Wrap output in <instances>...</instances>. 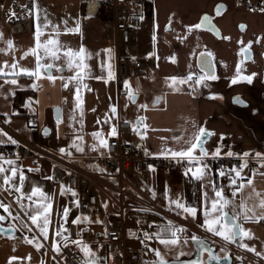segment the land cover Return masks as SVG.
I'll return each mask as SVG.
<instances>
[{
	"label": "crops",
	"instance_id": "obj_1",
	"mask_svg": "<svg viewBox=\"0 0 264 264\" xmlns=\"http://www.w3.org/2000/svg\"><path fill=\"white\" fill-rule=\"evenodd\" d=\"M131 1L132 8L143 16L142 28L136 38V50L140 55L153 56L156 65L149 75L127 80L130 90L135 93V100L139 101L131 111L126 110L128 95L120 102L117 94L114 21L109 20L108 33H104L106 29H103V33L100 29L92 33L95 28L92 29L89 21L99 19L95 10L92 8L90 10L93 2L90 0L85 1L87 3L85 10L83 9V13L80 14L79 33H81V45L86 50L83 63L87 65L83 69L81 80L86 82L88 87L95 84L96 90L92 94L87 88L88 92L81 103L82 109L78 107V114L65 110L68 101L65 97L67 90V87H64L65 76L66 79L74 76L70 75L72 71H69L65 64L42 59V63L54 65L50 74L56 77L55 81L47 79L48 72H42L39 80L26 74L15 77L0 76V128L13 139L15 135L31 139L56 159L65 160L67 164L62 166L59 161L46 158L40 166H32L25 158L4 157L15 160L14 166L24 171L26 176L24 193L30 194L32 187L36 186L51 198L52 211L48 238L53 236L54 243L59 244L65 233L56 236V231L62 230L61 226L66 229L69 223L79 216L78 209L73 205L75 197L71 192L63 194L61 192V186H65L67 181V173L73 168H93L99 162V158L105 155L106 148L94 149L93 146L98 145V140L92 134L102 131L103 136L109 140L111 127L117 126L119 118L130 119L135 124H138V118H144L143 122L148 127L144 129L141 126L139 131H146V139L142 140L140 135L138 139L145 143L148 152L154 156H165L160 153L166 148L180 150L185 146L184 141L190 139L199 127L214 133L204 138V146L209 153L214 152L217 146L221 147L220 156H227L225 153L228 151L237 154L231 157H243L244 152H249L250 156H255L256 152L264 153V10H262L264 6H256L255 0L249 2L247 0ZM246 2L249 6L245 4ZM218 5L224 6L219 15L216 12ZM205 15L211 18L219 35L204 26L189 31V27L199 23ZM7 42L0 40V67H3L5 62L8 65L16 63L17 73L20 67L28 69L35 67L36 57L29 51L34 48L32 45L12 40L13 47L9 49ZM242 48H248V53L242 52ZM108 49H111V52L106 51ZM208 53H211V56ZM109 64L114 73V78L111 80L108 79ZM238 64L240 76L255 73L251 83L239 79L236 84L231 83V80L237 77ZM5 71L10 69L6 68ZM208 71L215 74L218 79L205 80L197 84L196 79ZM189 74L193 75V79L184 84L173 86L167 79L171 76L187 77ZM12 78L17 79V84L5 82ZM105 91L106 97L109 94V99L103 98ZM157 99L159 102L155 103ZM141 105L146 107L142 108ZM112 107L117 109L116 113L111 112ZM31 113H36L38 116L37 126L33 127L28 122ZM6 120L10 122L5 123ZM105 120L108 122L105 123ZM77 137L82 139L78 140ZM0 139L6 141L7 137ZM74 144L82 147L83 151H77ZM10 145L12 144L3 143L0 144V148ZM61 148L66 151L61 153ZM194 155L199 156L198 149ZM259 164L254 177L262 176L261 173H264V167H261V162ZM3 166L5 169L10 167L8 164ZM29 169H38V171H29ZM252 173L245 176L239 201L240 204L243 202L246 205L249 210L248 215L262 216L264 208L260 206V201L264 199V184L260 182L249 185L247 179L253 177ZM6 174L10 175V172ZM3 175L0 174V201L11 205L9 197L15 195L16 207L11 205L12 215L20 214L27 224L20 215L15 220L8 217L0 221V264H9L13 256L19 259L12 264H41V261L43 264H58L50 251L53 247L49 244V239H44L39 229L24 214V210L17 203L20 194L4 184ZM49 176L54 178L46 179ZM141 179L146 182L145 186L149 187V192L141 190L146 192L152 201L185 216L195 228L189 234L199 236L212 253L219 252L223 258L226 257L222 261L227 260L229 263L231 256L233 264H237L239 256H244L248 252L247 249L240 247L239 238L236 243H229L221 238L228 246L223 248V251L219 249L216 252L206 240L207 237L220 240L201 227L206 207L204 190L209 187L207 185H215L219 189L215 182V172L211 167L207 168L204 178L199 180L191 173L185 175V171L151 172ZM14 182L19 184L18 175ZM156 183L165 188L160 189ZM37 199L38 196L29 201L25 195L23 203L26 208L29 204L35 208ZM170 199L180 200L188 206L195 207L197 216L193 218L181 209H177L175 204L169 203ZM142 201L147 202L149 199ZM66 207L70 212L65 221L63 209ZM239 212L241 213L239 222L242 227L252 233L251 238L245 237L243 243L251 240L256 250H260L262 246L257 242L264 238V220L245 221L243 210L240 209ZM0 215L8 216L2 208ZM10 225L12 227H9ZM25 237L36 238L43 247L37 250L35 244L25 242ZM206 253L208 254L203 252L204 257L208 258ZM28 257L31 259L29 260ZM216 263L217 261L211 262V264Z\"/></svg>",
	"mask_w": 264,
	"mask_h": 264
},
{
	"label": "built area",
	"instance_id": "obj_2",
	"mask_svg": "<svg viewBox=\"0 0 264 264\" xmlns=\"http://www.w3.org/2000/svg\"><path fill=\"white\" fill-rule=\"evenodd\" d=\"M93 1V0H91ZM100 7L113 11L115 28V79L118 84V99L121 102L127 98L130 85L125 81L132 77L149 75L155 68L153 56L140 55L136 50V38L142 28L141 14L132 8L131 0H95ZM257 6H262L258 4ZM264 6V4H263ZM34 3L33 0H0V22L11 37L32 32L34 29ZM15 15H12V14ZM135 58V59H133ZM31 126L38 125V116L31 113L29 118ZM137 125L127 118H119L117 123L118 135L110 137L104 156L99 158L93 168L71 169L67 173L65 186L75 190L79 200V216L89 217V221L73 224L66 228L64 236L68 240L59 242L60 251L54 248L50 251L58 264H84V254L80 248L73 244L74 240H83L88 244L99 258L97 264H152L157 258L155 253L145 242L144 233L147 232L155 238L157 232L162 238H170L168 231L169 221L175 228H184L179 237L192 232L195 228L180 213L168 210L149 199L143 202L139 198L129 195L125 190L128 178H145L151 172H183L188 168L195 171L196 164H190L187 158L180 160L170 156L151 155L143 141L138 139ZM17 144L0 148V155L6 158H25L32 166H40L46 158H51L66 166L65 160L56 159L54 155L36 145L31 139L16 136ZM145 150L149 154H145ZM247 161V167L242 175L256 171L260 160L256 156L229 157L207 156L203 163L211 167L221 186L231 185L228 175L232 168ZM152 165L154 171L149 168ZM223 169L225 176H220ZM235 174L232 173V176ZM104 187V188H103ZM106 187V189H105ZM113 194L118 195V208L108 212L105 204L113 203ZM135 200L137 203H126L125 199ZM132 199V200H131ZM9 202L16 207L15 195L9 197ZM100 221V222H97ZM162 229L164 231H162ZM131 241H134L132 243ZM143 241V242H142ZM67 245V246H65Z\"/></svg>",
	"mask_w": 264,
	"mask_h": 264
},
{
	"label": "snow or ice",
	"instance_id": "obj_3",
	"mask_svg": "<svg viewBox=\"0 0 264 264\" xmlns=\"http://www.w3.org/2000/svg\"><path fill=\"white\" fill-rule=\"evenodd\" d=\"M34 3V7H36L35 5V0H33ZM95 0H93L92 4L90 5V10L91 8L95 7ZM224 7L223 5H218L216 12L219 15L220 14V10L221 8ZM264 10V9H262ZM37 12H38V7H37ZM12 15H15L14 13ZM38 18V16H37ZM141 19H143V16L140 17ZM45 19H47V17H45ZM67 23V22H65ZM205 24L208 25V27L215 31L217 35H219V31L215 28L214 25L211 24V18L207 15L203 16L201 21L195 25H192L189 27V31H191L193 28L195 29H199L202 26H204ZM171 25V20L169 21V27ZM45 27H47V25H45ZM243 27V26H242ZM167 30V29H166ZM67 31L69 32H79L80 31V25L79 23L76 24V26L72 29H67ZM2 35V34H0ZM42 35V33L40 32V28L39 25H37V31H36V44L35 47L30 49L29 51L31 52L32 55H34L36 57V64L35 67L33 69H28V68H23L20 67L19 68V73L16 72V69L18 67V65L16 63H13L11 65H8L7 62H5L3 67H0V76L3 77H7V76H13L15 77L16 75L19 74H26L30 77H35L37 80H39L42 76V72H48L49 74L47 75V79L51 80V81H55L56 77L50 74V70L54 67L53 64L51 63H42V57L38 52V49L43 48V51L46 55H50L53 59H60V56L58 55L59 51H60V45H59V41L55 40V39H49L47 40L45 43H41L40 41V36ZM153 39L155 40V36H153ZM251 43V42H250ZM8 44V48L11 49L13 47V42L11 40H9L7 42ZM85 48L81 45V47L79 48L78 51H74L73 49H71L70 47L67 48L66 51H64V56L67 59L68 62V67L72 68L74 65L77 69H79L80 71H77L75 76L69 77V82H71L72 80H77L78 82L83 78L82 76V72L83 69L87 67V65H85L83 63V61L85 60ZM108 52H111V49L106 50ZM242 52H244L245 54L248 53L249 49L248 48H242L241 49ZM28 53H25V55H27ZM209 56H211V53H208ZM135 59V58H133ZM174 61V58H173ZM204 62L202 61V64ZM205 67H210L208 65H205ZM10 69V71H5V69ZM108 79L111 80L114 78V73L112 71V66L111 64L108 65ZM58 71L61 69H57ZM202 71H204V69L202 68ZM253 76H255V73H253L252 75H248V76H240V65H237V77H234L231 80L232 84H236L239 80H246L248 83L252 82ZM61 79H63V77H60ZM168 80H170L172 82V85L175 86L176 84H184L187 83L189 80L193 79V75L189 74L187 77H177V76H171L167 78ZM218 77L213 74L211 71L206 72L204 75H201L198 77V79H196V83L199 84L205 80H217ZM6 83H11L13 85L17 84V79L12 78L10 81L6 80ZM34 87H38V85H33ZM125 86H128V82L125 81ZM64 87H68V83L64 84ZM85 87H87L85 85ZM128 96L129 99L131 100H135V93H133L131 90H129L128 92ZM79 88H77V100H79ZM142 108L146 107L145 105H141ZM117 109L115 107L111 108V112L112 113H116ZM82 115V113H81ZM144 118H138V124L133 126V130L137 131V134L140 135L141 139H146V131H139V128L142 126L144 129H147L148 125L144 124L143 122ZM9 120H6L5 123H9ZM108 121L105 120V123H107ZM99 123V121H98ZM93 137L95 139L98 140V145H94V149L96 147H103V148H107L108 145V139L105 138L103 136L102 131H97L94 132ZM110 137H115L118 135V131L115 125H113L111 127V130L108 134ZM214 135V133L208 132L206 128L204 127H199L193 134L192 137L186 141H184V145L180 150H174L171 148H166L164 150H162V152L160 153L161 155H165V156H170L172 158H179L180 160L187 158L188 162L190 164L194 163L197 166L195 167V171H193L192 168H188L185 171V175H188V173H191L192 176L196 179H202L204 178V176L206 175V170L208 168V165L206 163H203V160L205 157L211 155L213 158H218L221 155V147L217 146L214 152L209 153L208 150L205 148L204 146V138L207 136H211ZM0 137H7V140L5 141L4 139H0V144L3 143H11V144H17L18 141H16L15 139H13L7 132H5L2 128H0ZM77 139H82V137H77ZM163 139V138H162ZM221 139H223V136H221ZM73 146H76L75 144ZM77 147V151L82 152L83 148L76 146ZM197 149L199 150V156L194 155V153L197 151ZM66 151V149L61 148L60 152L64 153ZM70 154V153H69ZM145 154H149L147 152V150H145ZM225 155L231 157L233 155H237L235 153H233L232 151H228L227 153H225ZM251 154L249 152H244L243 153V157H249ZM255 156L257 158H259L260 162H261V167H264V153H260V152H256ZM3 164H8L10 167L8 169H5ZM16 164L15 160L12 159H5L2 155H0V174H4L3 175V181L4 184L9 185L10 188L14 189L17 193H19L20 195L17 197V203L20 205V208L22 210H24V214L27 215L29 217V219L31 220L32 224L35 225L38 229L40 234L43 236L44 239H48L49 236V225H50V213L52 211V203H51V198L48 196V194H46L41 188L39 187H32L31 189V193L30 194H26L23 191V186H24V182L26 179V176L24 174V171L16 166H14ZM247 165V161L245 160L243 163H241L239 165V168H232L228 175L230 177V184L235 188V191L232 193L233 196L236 195V192L240 191L243 187H244V180L245 177L242 175V171L244 168H246ZM149 168L152 169L153 171L155 170L153 168L152 165H149ZM29 171H38V169H29ZM10 175L6 174L9 173ZM232 173H234L235 175L232 176ZM256 173L255 171H253L252 175L254 176ZM262 175H264V173H261ZM17 175L19 176V184L17 185L14 180L17 177ZM219 175L220 176H225L226 173L223 169H221L219 171ZM54 177L49 176L46 177V179H53ZM238 181H240V183L238 184ZM247 183L249 185H251L253 183V180L251 178L247 179ZM213 191L215 192V197L211 200V207L209 208H205L204 211V220H203V224L201 225V227L205 228L207 232L212 233L214 236L217 237H221L224 241H227L229 243H236L237 239L239 238L240 240V247L247 249L248 251H252L255 252V248H250L248 246V244L243 243V240L245 237L251 238L252 233L250 230L245 229L244 227H242L241 223L239 222L241 219V213L239 211H236L235 208L233 209V213L231 215V217H229V213L226 211V209L229 207L230 204H232V201L226 197L224 195L223 192V188H216L215 185H213ZM61 192L62 194L65 192H71L73 197L77 196V193L75 192V190L71 189L70 187H65V186H61ZM25 195H27V199L29 201H32L34 197H39V199H37L35 201L36 207L32 208L31 204H29L27 206V208L25 207L23 201L25 198ZM153 195H155V193L153 192ZM207 194L205 193V196ZM257 195H259V193H257ZM76 205L79 206V200L75 201ZM170 204H175L177 209H181L184 213H187L188 215L192 216L193 218H195L197 216V209L195 207H191L188 206L184 203H182L180 200H169ZM105 207H107V205H104ZM260 206L262 208H264V199H262L260 201ZM0 208H2L4 210L5 213L8 214V216H4V215H0V221H4L6 220L8 217H12V219H18L19 218V214H17L16 216L12 215V211H11V205L9 204H5L2 201H0ZM239 208L241 210H243V219L245 221L247 220H253L255 219L257 222H259L260 220H264V215L262 216H255L253 215H248V209L246 208V205L242 202L239 205ZM70 209L69 208H64L63 209V216L65 218V221L67 220V217L69 215ZM84 221H89L90 222V218L89 217H81V216H77L74 220H72L73 224H81ZM100 222V221H97ZM9 227H12L11 225ZM62 230H57L55 235L56 236H61L63 234V232H66L67 229L63 228V226H61ZM168 231L171 232V237L170 238H162L161 237V233L157 232L155 234V238L157 240H159V243L162 245H177L178 243H180V237H179V233L184 232L185 229L184 228H175L171 221H169V225H168ZM162 231H164L162 229ZM145 239H152L153 236L150 235L149 233L145 232L144 233ZM190 239L192 241H194L199 248V251L201 253L203 252H208V256L209 259L211 260H220L222 259V257L217 256L215 254H213L211 252V250L207 247V245L203 242V240L196 236V235H192L190 237ZM64 240L67 241L68 237L64 236ZM25 242L29 243V244H35V247L37 250H40L43 245L38 242L36 240V238L33 239H28L27 237H25ZM143 242V241H142ZM185 243H187V239L184 241ZM73 244L77 245L81 252L84 254V257L86 258L84 260V264H97L98 261V257L96 256L95 252L93 251V249L86 244L83 240H74L72 241ZM67 246V245H65ZM53 247L55 248V250L57 252L60 251V246L58 243H54ZM153 251L155 252V255L157 257V259L155 261L152 262V264H169V262L164 259V257L161 255L160 251L158 249H153ZM221 251H223V249H221ZM181 256L185 255V253L181 252L180 253ZM257 255H259V253H257ZM226 258V257H224ZM19 258L16 256H13L10 258L9 264H12V262L18 260ZM28 259L30 260L31 258L28 257ZM41 264H43V261H41ZM188 264H204L203 260H196V261H189Z\"/></svg>",
	"mask_w": 264,
	"mask_h": 264
},
{
	"label": "rangeland",
	"instance_id": "obj_4",
	"mask_svg": "<svg viewBox=\"0 0 264 264\" xmlns=\"http://www.w3.org/2000/svg\"><path fill=\"white\" fill-rule=\"evenodd\" d=\"M85 1L86 0H35L36 7L34 9V19H35L34 30L32 32L22 34L17 37H11L6 31L5 27L0 22V34H2L0 35V40L5 41V42L9 40L11 41L18 40L21 43H25V44L27 43V44L32 45V47H35L37 25H39L40 32L42 33V35L40 36V41L42 44L45 43L49 39H55L59 41V45H60V51L58 53V55L60 56V59L58 60L53 59L50 55H46L43 51V48H41V49H38V52L41 55L42 59H49L51 60L52 63L65 64L68 70L72 71L70 75L75 76L77 71H80V70L77 69L75 65L72 68L68 67V62L64 56V51H66L67 48L69 47L73 49L74 51H78L79 48L81 47V43H82L81 33L69 32L67 31V29L74 28L77 23H79V25L81 24L80 14L83 13V9L86 7L87 3ZM247 1L249 2L250 0H247ZM251 1H254V0H251ZM255 1H256V6H257V2L258 4H262V6L264 4V0H255ZM245 4L249 6L247 2ZM37 7H38V12H37ZM92 9L95 10V12L97 13L98 19L100 20L99 21L97 19H94L92 21H89V24H91L92 29L95 28V30L92 33H94L95 31H98V29H100L101 33H103V29L104 30L106 29L104 33H108L110 29L107 27L109 26L108 25L109 20L113 19L114 21L113 11L105 7H100L98 4ZM45 17H47V19H45ZM45 25H47V27H45ZM104 26H106V28H103ZM66 77L67 76H65V81L66 83H68V87L66 90L65 97H67L68 101L66 102L65 110L66 112H69V113L73 112V113L78 114V107H81L82 109L81 103L86 93L88 92L87 88H89L90 91H92V94H94L96 87H95V84H92L91 87H88L87 83L83 82V80H80L79 82L77 80H72L71 82H69V79H68L69 77L67 79ZM85 85L87 87H85ZM77 88H79V97H80L79 100H77ZM106 95L107 93L105 91L103 98L109 99V94L107 97ZM93 99L95 100V98ZM136 103H139V101H136V100L133 101L129 99V96H128V103H127L128 108L126 110L131 111L133 107H136ZM251 179L253 180L252 184H259L260 182L264 184V175L262 176L259 175L255 177L253 176L251 177ZM128 181L133 184V185L130 183L124 184L125 190L129 195L135 196L139 198L140 200H144L146 198L150 199V196L146 193V192H149L148 190L149 187L145 186L146 182L144 181V179H137V177H133V178H128ZM158 181H160V179ZM215 182H216L217 187L219 188L224 187L223 188L224 195L232 201V204L229 205L226 211L230 215H232L234 208L236 211H240V208H239L240 191L236 192V195L233 196L232 193L235 191V188L232 187V185L221 186L219 183H217V180ZM239 183L240 181H238V184ZM157 185L160 186L159 187L160 189H162V187L165 188V186L159 183ZM207 186L209 187H207L204 190V200H205L206 207L210 209L211 200L215 197V192L213 191V185H207ZM141 189L146 190V192L142 191ZM205 193L207 194L206 196H205ZM113 196H114L113 203L106 204L107 205V207H105L107 209L106 212L110 211L109 206H110V209H117L119 207L118 206V201H119L118 195L113 194ZM125 202L126 203H130V202L137 203V201L135 200L130 201L129 198H126ZM73 205H74V202H73ZM71 208H74V207H71ZM20 217L22 220H24L21 215ZM24 222L26 223L25 220ZM190 237L191 235L189 233L180 237V243H178L177 245H167V246L162 245L159 243V240H154V239H146L145 242L147 243L148 247L152 251L153 249H158L161 255L164 257V259H166L169 262V264H188L189 261H196V260H203L204 264H210L211 262L215 263V261H217V260L209 259V256L207 253H206V256H208V260H206V258H204V254L199 251L198 245L194 241H192ZM219 238L220 240L218 239L213 240L209 237H207L206 239L207 241H209L208 243H210L209 246L213 248L215 252L218 251L219 249H223V248L225 249V247L228 246L224 241L221 240V237ZM48 239H49V244L51 245V247H53V244H54L53 236H50ZM186 239H187V243L184 242ZM131 242L134 243V241H131ZM245 243L248 244L250 248L254 247L255 252L248 251L246 252V254H244V256L240 255L239 256L240 259L237 262V264H264V238L257 242V243H260L262 246L260 250H256V247L253 246L254 244L251 240L246 241ZM181 252L185 253V255L181 256L180 255ZM257 253H259V255H257ZM215 255L222 257L221 255H219V252H216ZM50 257H51V254H50ZM230 258L231 256H229V263L227 260H225L227 262L222 261L224 259L222 257V259L218 260L216 264H231L232 261ZM233 263L234 262H232V264Z\"/></svg>",
	"mask_w": 264,
	"mask_h": 264
},
{
	"label": "water",
	"instance_id": "obj_5",
	"mask_svg": "<svg viewBox=\"0 0 264 264\" xmlns=\"http://www.w3.org/2000/svg\"><path fill=\"white\" fill-rule=\"evenodd\" d=\"M211 24L215 26V24H214L213 22H211ZM204 27H208V25L205 24ZM208 28H209V27H208ZM215 28H216V26H215ZM216 29H217V28H216ZM217 30H218V29H217ZM158 102H159V100L157 99V100L155 101V103H158ZM229 217H231L230 214H229Z\"/></svg>",
	"mask_w": 264,
	"mask_h": 264
},
{
	"label": "flooded vegetation",
	"instance_id": "obj_6",
	"mask_svg": "<svg viewBox=\"0 0 264 264\" xmlns=\"http://www.w3.org/2000/svg\"><path fill=\"white\" fill-rule=\"evenodd\" d=\"M205 258V257H204ZM208 260V258H206ZM211 264V263H210Z\"/></svg>",
	"mask_w": 264,
	"mask_h": 264
}]
</instances>
